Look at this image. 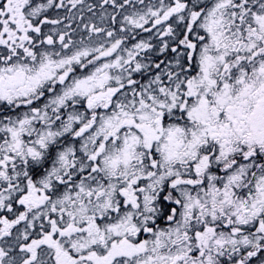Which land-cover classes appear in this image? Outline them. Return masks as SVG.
Instances as JSON below:
<instances>
[{
  "label": "snow or ice",
  "instance_id": "6c2138e0",
  "mask_svg": "<svg viewBox=\"0 0 264 264\" xmlns=\"http://www.w3.org/2000/svg\"><path fill=\"white\" fill-rule=\"evenodd\" d=\"M0 264H264V0H0Z\"/></svg>",
  "mask_w": 264,
  "mask_h": 264
}]
</instances>
